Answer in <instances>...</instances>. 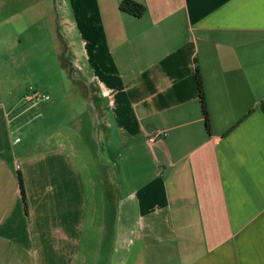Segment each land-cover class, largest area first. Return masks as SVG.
Wrapping results in <instances>:
<instances>
[{"label":"crops","instance_id":"obj_1","mask_svg":"<svg viewBox=\"0 0 264 264\" xmlns=\"http://www.w3.org/2000/svg\"><path fill=\"white\" fill-rule=\"evenodd\" d=\"M53 1L72 98L14 90L39 2L0 17V264H264V0Z\"/></svg>","mask_w":264,"mask_h":264},{"label":"rangeland","instance_id":"obj_2","mask_svg":"<svg viewBox=\"0 0 264 264\" xmlns=\"http://www.w3.org/2000/svg\"><path fill=\"white\" fill-rule=\"evenodd\" d=\"M37 2L40 4L39 10H44L47 17L45 33L42 36L40 33L39 37H35L32 33H30L29 35L23 36L20 42L18 41L20 38L17 37L12 40V49L14 50V54L17 56L14 59L15 62L13 61L10 63L14 66V72H12L14 90L21 92V94L22 92L26 93V91H29L27 95L29 96L33 93L32 89L34 88L42 94H45V89L50 90V88H48L49 85H53L54 89L53 91L51 90L52 93L51 91H48L51 98L52 96L53 98H72L75 96L77 88L68 77L63 80L58 72L60 64H64L65 61L70 62V55L66 51L64 42H60L59 40L60 31H58L54 19H49V17L54 14V1L0 0V17H8L16 11L21 12L22 14L29 11L30 14H32L33 6L34 4H37ZM17 26L21 27L23 25L19 23L13 25V27ZM35 42L36 46L34 49L33 47ZM4 47L6 46L4 45ZM37 50H39V54H37ZM2 53L3 48H0V54ZM61 85L63 86L61 87ZM55 101H57V99ZM58 106L64 107L65 103L62 105L58 104Z\"/></svg>","mask_w":264,"mask_h":264},{"label":"trees","instance_id":"obj_3","mask_svg":"<svg viewBox=\"0 0 264 264\" xmlns=\"http://www.w3.org/2000/svg\"><path fill=\"white\" fill-rule=\"evenodd\" d=\"M120 10L125 13L129 14L131 16H134L136 18H141L144 13H145V7L139 3H136L131 0H125L122 2L120 6ZM196 80H197V86H198V92H199V98L201 102V108H202V113L205 121V126L208 132H211V124H210V118H209V113H208V108L205 100V92H204V87H203V82L200 76L199 71L196 73ZM19 183H20V189H21V194L23 197V201L25 203V209L27 212V202H26V195H25V189H24V184L22 178L19 176Z\"/></svg>","mask_w":264,"mask_h":264},{"label":"built area","instance_id":"obj_4","mask_svg":"<svg viewBox=\"0 0 264 264\" xmlns=\"http://www.w3.org/2000/svg\"><path fill=\"white\" fill-rule=\"evenodd\" d=\"M26 98H27L28 101H40V100L48 101L49 100L48 97L41 96V95H39L38 93H35V92H33L31 95L27 96ZM158 135L165 136V134H163V133H157L153 138H155ZM153 138L152 137L149 138L151 142L154 140Z\"/></svg>","mask_w":264,"mask_h":264}]
</instances>
